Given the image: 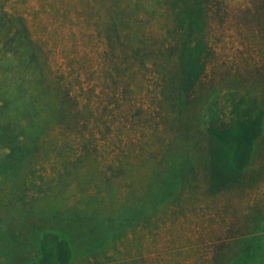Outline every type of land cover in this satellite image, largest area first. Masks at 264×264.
Masks as SVG:
<instances>
[{"label": "rangeland", "instance_id": "1", "mask_svg": "<svg viewBox=\"0 0 264 264\" xmlns=\"http://www.w3.org/2000/svg\"><path fill=\"white\" fill-rule=\"evenodd\" d=\"M173 1L0 0V264H264V0H200L188 91ZM234 115L260 137L213 189Z\"/></svg>", "mask_w": 264, "mask_h": 264}, {"label": "trees", "instance_id": "2", "mask_svg": "<svg viewBox=\"0 0 264 264\" xmlns=\"http://www.w3.org/2000/svg\"><path fill=\"white\" fill-rule=\"evenodd\" d=\"M176 23L182 30L181 49L178 61L181 85L188 91L204 69V48L202 29V9L200 0H174ZM238 112V107H236ZM231 112V116H232ZM238 114V113H237ZM222 124H210L206 134L208 140V160L213 189L228 184L239 175L248 164L250 150L260 137L259 120L246 116L221 119ZM237 178V177H236ZM64 242L49 249L40 245L41 257L34 264H68V251Z\"/></svg>", "mask_w": 264, "mask_h": 264}]
</instances>
